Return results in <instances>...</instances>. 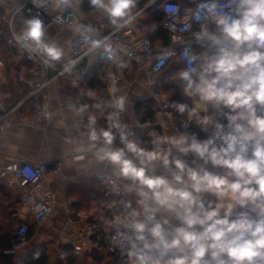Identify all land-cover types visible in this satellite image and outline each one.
Here are the masks:
<instances>
[{
	"label": "clouds",
	"instance_id": "obj_1",
	"mask_svg": "<svg viewBox=\"0 0 264 264\" xmlns=\"http://www.w3.org/2000/svg\"><path fill=\"white\" fill-rule=\"evenodd\" d=\"M16 3L0 17V176L27 196L14 264L57 239L65 264L69 224L103 236L105 264H264V0L166 3L160 21L156 0ZM80 177L99 185L86 211L57 191Z\"/></svg>",
	"mask_w": 264,
	"mask_h": 264
},
{
	"label": "crops",
	"instance_id": "obj_2",
	"mask_svg": "<svg viewBox=\"0 0 264 264\" xmlns=\"http://www.w3.org/2000/svg\"><path fill=\"white\" fill-rule=\"evenodd\" d=\"M162 1H173L176 3L177 2H181V3L185 2V0H162ZM146 2H144V3H146ZM161 2L153 4L152 5L153 8L158 6V4H160ZM144 3L141 0V6H143ZM10 16H9V18H10ZM157 18H159V16H150L149 14H147V17H146V19L148 21H152V20L158 21ZM16 23L18 26V22H16ZM2 27L4 28L3 29L4 35L2 37H0V41L4 40L8 35L6 24H3ZM158 33H161V32L160 31L156 32L153 36V39H162L164 41V43L167 44V42H168L167 37H165L164 34H163L164 36L161 37V35H158ZM163 37L165 39H163ZM12 67H14V65H12ZM29 67H31V65H29ZM9 90L13 91L14 95L16 94L15 88H11ZM144 102H148V100L146 99L145 101H143V103ZM152 112H154V108L152 109ZM151 118L154 119L153 114H152ZM138 134L144 135L143 132H140ZM115 146L116 147H122L119 140L116 141ZM188 159H189V162H191L190 158H188ZM98 187H99V185L94 180L90 182L88 180H85L83 177H80L77 179L76 183L69 185V191L67 193H64V190L62 187L58 188L57 191L61 193L65 203H67L68 201L73 200V199L78 200V201H80L81 205L84 206L80 210L86 211L88 204H89V199H90L89 189L90 188L97 189ZM18 191H19V189L17 187L12 188V189H7L4 186L0 185V239L5 238V237L11 238L14 229H16V227L21 224L18 217L13 215L14 212L19 211V209L22 207V204H17L14 200V197L18 196ZM10 209H11V211H10ZM65 210L71 214V219L73 221H78L79 218L77 216H75V213L77 211L76 208L69 206ZM28 224L30 225L28 227L30 230V233H31L30 237H33L35 239H39L40 237L38 235V229L31 226L32 225L31 220L28 221ZM84 227H90V226L85 225ZM63 232L65 235V238L70 240V244L68 245V252L70 254V260H71V252H72L71 245L76 244V243H80V244L86 245L88 248H92L94 250L91 251L90 253L85 251L80 257H78V264H84V260L88 255L95 257L97 264H105L104 261L100 260V257L105 253L106 247H107L106 243L104 245H102V243H101L102 235H97L98 239L96 241L98 242V246L95 247V246H93L94 238H92L90 242H89V240L83 239L81 236V229L76 227L75 224H69L66 228L63 229ZM52 235H57V234L53 233L51 229H48L47 234L45 235L44 238L47 240L48 237L52 236ZM61 243H62V241L60 239H57L55 242L47 243L46 247L44 245H40V247H44V249H45L47 264H57L58 255H59V248L61 246ZM35 249L36 248H33L32 251ZM32 251H30L28 254H30ZM0 252H3V250L0 249ZM8 252L11 253V249ZM16 255H19V253H16ZM68 262L69 261L66 260L65 264H68ZM12 264H14V262Z\"/></svg>",
	"mask_w": 264,
	"mask_h": 264
},
{
	"label": "built area",
	"instance_id": "obj_3",
	"mask_svg": "<svg viewBox=\"0 0 264 264\" xmlns=\"http://www.w3.org/2000/svg\"><path fill=\"white\" fill-rule=\"evenodd\" d=\"M23 2V0H22ZM166 3H176L173 1H162L160 4H158V6L154 7L151 5L149 9L146 10L147 14H149L150 16H159V20L160 21L163 18V5ZM18 7V4L16 3V0H0V17H2L4 15L5 9H11V13L12 15L10 16L9 19H13L16 16V8ZM29 7H31V5H29ZM18 20V19H17ZM18 22V21H17ZM3 24H6V28H7V32H8V28H9V24L7 22H5L3 19H0V37H2L4 35V28L2 27ZM159 31H164L167 37V41H168V31L166 29L163 28V26L160 27ZM7 38V37H6ZM5 38V39H6ZM0 185L4 186L7 189H12L17 187L19 189L18 191V195L21 197L22 201L27 199V196L24 192L23 188H20L19 185L17 183L12 182L11 180V176H0ZM31 222H34V218L31 220ZM23 225L20 224L19 226L16 227V229L14 230L11 238H10V243L11 246H13L15 243L18 242L17 237L19 236V228L22 227ZM92 231H95V229H91ZM28 231V230H27ZM27 235V233H26ZM94 241H93V246L97 247L98 246V242L96 241L98 239V236H94Z\"/></svg>",
	"mask_w": 264,
	"mask_h": 264
},
{
	"label": "trees",
	"instance_id": "obj_4",
	"mask_svg": "<svg viewBox=\"0 0 264 264\" xmlns=\"http://www.w3.org/2000/svg\"><path fill=\"white\" fill-rule=\"evenodd\" d=\"M142 1L144 3L147 0H142ZM157 20H159V18H157ZM160 32L162 34L158 33V35H161V37L165 35V37H166V34L164 31H160ZM163 39H165V38L163 37ZM165 76H167V73L165 74ZM174 99L180 100L181 97L179 95H177L176 97H174ZM144 104L146 105V108H140L139 107L137 111H138V113L143 112V111H147L149 118H151L152 114H153V112H152L153 106L151 105V101L144 102ZM27 235L31 236L29 228L27 231ZM101 243H102V245H104L106 243L103 236L101 237ZM0 249L3 250V252H0V264H12L13 263L12 255L10 252H8L10 249H12V246L10 243V237H5V238L0 239ZM37 250H39L41 252L40 258L37 260H33V258H32L33 253L36 252ZM68 261H70V254H69ZM24 264H47V258H46L44 247H39V249L36 248L30 254H28L27 258L24 260ZM68 264H69V262H68Z\"/></svg>",
	"mask_w": 264,
	"mask_h": 264
},
{
	"label": "water",
	"instance_id": "obj_5",
	"mask_svg": "<svg viewBox=\"0 0 264 264\" xmlns=\"http://www.w3.org/2000/svg\"><path fill=\"white\" fill-rule=\"evenodd\" d=\"M161 1H162V0H157L156 3H159V2H161Z\"/></svg>",
	"mask_w": 264,
	"mask_h": 264
},
{
	"label": "rangeland",
	"instance_id": "obj_6",
	"mask_svg": "<svg viewBox=\"0 0 264 264\" xmlns=\"http://www.w3.org/2000/svg\"><path fill=\"white\" fill-rule=\"evenodd\" d=\"M15 230V229H14ZM14 232V231H13Z\"/></svg>",
	"mask_w": 264,
	"mask_h": 264
}]
</instances>
